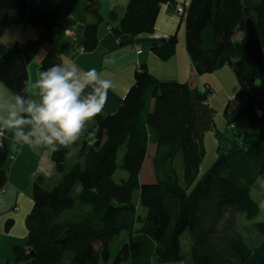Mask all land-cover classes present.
Here are the masks:
<instances>
[{
    "label": "trees",
    "instance_id": "16d2710c",
    "mask_svg": "<svg viewBox=\"0 0 264 264\" xmlns=\"http://www.w3.org/2000/svg\"><path fill=\"white\" fill-rule=\"evenodd\" d=\"M171 4L174 11V0H129L111 32L115 37L152 35L161 7ZM34 5L0 0V37L15 24L40 29L36 39L14 44L0 57V82L12 91L28 80V64L43 44L50 49L39 72L60 62L63 37L77 23L83 24V50L93 51L103 22L96 0H86L82 13L62 20L53 9L33 12ZM186 5L184 15H177L184 20V48L195 73L209 74L228 65L239 84L224 111L231 133H217L214 163L196 181L206 155L204 135L215 127L211 87L161 81L140 66L119 109L95 117L97 126L90 130L94 135L83 136L78 162L70 170L66 148L52 153L60 181L51 189L41 179L33 184L27 236L13 248V264L109 263L111 245L123 232L128 240L110 264H152V257L157 264L185 258L189 264H264V220L251 224L262 213L251 188L264 179V69L258 71L242 49L249 21L264 53V0H190ZM84 12L92 16L91 22L84 21ZM115 17L109 14L110 21ZM237 32L243 33L239 41ZM176 45L174 33L150 39L148 49L167 61ZM150 143L156 147L155 180L142 184ZM7 157L3 144L0 189L7 180ZM120 171L126 176L115 181ZM135 193L144 214L133 202ZM240 215L247 225L238 226ZM11 224L7 220L5 229ZM185 231L188 245L183 253Z\"/></svg>",
    "mask_w": 264,
    "mask_h": 264
},
{
    "label": "crops",
    "instance_id": "0c3cea01",
    "mask_svg": "<svg viewBox=\"0 0 264 264\" xmlns=\"http://www.w3.org/2000/svg\"><path fill=\"white\" fill-rule=\"evenodd\" d=\"M96 1L98 13L103 18V22L98 27V41L95 49L91 52L80 51L83 49V24L77 23L63 37L61 58L75 61L84 70L95 68L102 74V78L113 82V87L108 92L107 103L99 115H109L119 109L124 96L133 83L134 72L142 65L161 81L187 83L191 88L198 89L208 85L202 84L205 78L195 73L183 43L181 51L177 49L175 52V56H179L171 57L167 61H160L148 49L150 39H159L171 35V31H173L171 29L173 28L171 27L169 15L166 14H174L173 4L163 5L167 9L163 10V13L160 10L161 14H159L155 32L152 35H140L137 37L122 35L115 37L110 27L118 25L129 0ZM174 1L178 4H188L190 0ZM85 5L86 0H40L39 3L32 7V10L35 13H40L53 9L57 12L58 19L62 20L79 15L83 12ZM111 12L116 14L113 21L109 20ZM83 14L85 22L93 20L89 13L84 12ZM39 35L40 29L35 26L15 24L8 27L0 37V57L10 46L21 44L29 39H36ZM135 43L142 45L140 54L135 53L133 47ZM41 49L47 52L50 46L43 44L35 56L40 53ZM40 62L41 60L32 59L28 64V80L35 81L38 78ZM95 119L86 125L89 131L96 128ZM82 140L83 136L76 145L71 146V148H78V151L70 154V150L67 149L65 155L66 163L79 159L78 155ZM4 146L7 148L8 157L5 163L7 180L4 187L0 189V264H13L12 250L15 246L23 245L27 236L25 219L33 206V184L41 179L43 187L51 189L60 181L61 177L57 173L52 159L53 152H49L43 147L33 150L28 146H23L22 150L13 151L11 133L5 135ZM17 148H20V146H17ZM50 184L52 186H49ZM7 220H11L12 224L8 229H5Z\"/></svg>",
    "mask_w": 264,
    "mask_h": 264
},
{
    "label": "clouds",
    "instance_id": "9594fccd",
    "mask_svg": "<svg viewBox=\"0 0 264 264\" xmlns=\"http://www.w3.org/2000/svg\"><path fill=\"white\" fill-rule=\"evenodd\" d=\"M45 57L41 49L33 59ZM112 87L95 68L84 70L63 57L17 91L0 82V137L11 133L13 151L28 146L54 153L62 147L72 154L82 136L94 135L86 125L102 113Z\"/></svg>",
    "mask_w": 264,
    "mask_h": 264
},
{
    "label": "rangeland",
    "instance_id": "374dc122",
    "mask_svg": "<svg viewBox=\"0 0 264 264\" xmlns=\"http://www.w3.org/2000/svg\"><path fill=\"white\" fill-rule=\"evenodd\" d=\"M166 9L167 8L163 6L161 9L162 13L164 12L163 10H166ZM166 15H169V18L171 20V24H172L171 27L173 28L171 29L173 30L171 31V34L176 33L177 35L176 51L177 49L181 51L182 43L184 46V20L175 13L174 14L171 13V15L170 14H166ZM165 20H168V19H165ZM167 25H169V23H167ZM242 38H243V33L237 32L235 35V39L239 41ZM178 56L179 55H176V56L174 55L173 57H178ZM198 76H202L203 78H205V80L202 81V84H208L212 88L211 99H210L209 105L215 112V117H214L215 127L211 131L206 132L204 135L203 145L206 151V155L200 164L199 174H198L196 181L211 167V165L214 163L216 159L217 147H218L217 133L224 137H228L231 133V130L227 127V120H226V117L224 116V111H225L227 102L232 101V99L234 98V95L239 90L238 81L232 69L228 65L220 68L219 70L214 71L213 73L203 74V75H198ZM155 151H156L155 145L150 143L148 147V155L144 161L142 172L140 175V181L142 184H146V182L153 183L155 180L154 170H153V165H152V159L154 157ZM76 162H78V159L69 161V163H67V169L70 170ZM180 162H181V156L179 155L177 157V163H180ZM119 176L125 177L126 174L122 171L117 172V174L114 177V180L118 181ZM45 186H48V185H45ZM49 186H52V185L50 184ZM263 195H264V179L257 181L251 188V197L253 198L254 201H256L259 204L261 211H262L261 215L255 221L251 222V224L264 220V203L262 201ZM138 198H139L138 193H135L133 195V202L138 204ZM137 207L140 213L144 214L146 212V210L139 204ZM242 217L243 216L240 215L238 219L237 224L239 227H241V224H246V225L248 224V223H242ZM127 240H128L127 233L123 232L112 243L111 253H110L111 254L110 262L115 258L119 249L124 243L127 242ZM180 241H181L182 252L184 253L188 245V232L187 231H185L182 234ZM110 262L109 263L100 262L99 264H110ZM152 264H157L155 257H152ZM173 264H189V262L185 258L184 261L173 263Z\"/></svg>",
    "mask_w": 264,
    "mask_h": 264
},
{
    "label": "water",
    "instance_id": "95a60500",
    "mask_svg": "<svg viewBox=\"0 0 264 264\" xmlns=\"http://www.w3.org/2000/svg\"><path fill=\"white\" fill-rule=\"evenodd\" d=\"M243 53L245 58L253 64L258 71L264 69V53L259 37L254 26L247 21L245 26V40L243 42Z\"/></svg>",
    "mask_w": 264,
    "mask_h": 264
},
{
    "label": "built area",
    "instance_id": "2783aa9c",
    "mask_svg": "<svg viewBox=\"0 0 264 264\" xmlns=\"http://www.w3.org/2000/svg\"><path fill=\"white\" fill-rule=\"evenodd\" d=\"M26 1L28 4H37L40 2V0H26ZM187 6L188 5H186V4H177L174 8V12L178 15H184ZM133 47H134L136 54H140L142 52V45L141 44L135 43ZM205 88L207 89L208 87L206 86ZM210 99H211V97H210ZM210 99H209V101H210ZM4 138H5V136L0 137V147H2L4 144Z\"/></svg>",
    "mask_w": 264,
    "mask_h": 264
}]
</instances>
